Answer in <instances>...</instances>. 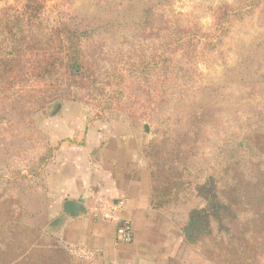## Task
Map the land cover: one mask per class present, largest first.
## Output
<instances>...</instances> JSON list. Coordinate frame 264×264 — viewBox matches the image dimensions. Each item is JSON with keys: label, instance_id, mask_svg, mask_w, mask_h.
I'll use <instances>...</instances> for the list:
<instances>
[{"label": "rangeland", "instance_id": "1", "mask_svg": "<svg viewBox=\"0 0 264 264\" xmlns=\"http://www.w3.org/2000/svg\"><path fill=\"white\" fill-rule=\"evenodd\" d=\"M27 2L0 0V13L7 9L11 14L23 13ZM40 2L43 3L40 13L43 26L51 30H59L61 24L69 27L78 36L83 54L95 57L105 67L124 69L126 64L150 55L156 46L162 53L169 26L188 29L187 47L193 52L187 53V59L182 51L172 56L173 74L166 83L158 72L155 76L134 77L126 72L124 100L115 110L103 114H97L99 110L87 101L85 90L73 82H66L58 97L36 113L29 114L27 108L25 111L19 108L1 111L0 173L8 177L17 170L27 173L45 149L57 151L63 142L71 143V139L58 144L55 141V134L65 135L66 124H69L78 132L74 136L69 131L77 139L73 143L91 144L87 137L93 131L101 137L98 148L117 149L118 143H128L140 150L143 159L145 147L155 141L157 150L166 158L169 149H182L187 144L197 152L188 161L196 169L189 180L200 186L214 168L215 151L221 147L233 149L236 140L263 110L264 4L252 17L233 26L225 25L229 29L223 33L215 25L214 11L224 5H234L236 0ZM229 21L234 23L232 18ZM175 31H171L173 39ZM66 120L70 122L65 124ZM48 166L43 178L36 176L31 182L16 187L17 191L11 196L12 208L9 207L13 211L12 222L1 205L5 202L0 199V238L3 241H0V264L20 262L21 256L14 260L26 246L35 247L26 264H108L100 253L73 250L62 240L57 226L52 225ZM204 204L201 198H193L188 203L159 210L164 213L159 218L162 227L181 230L191 210ZM10 224H13L10 233L14 235L11 246L5 244ZM1 232H5V237ZM115 248L123 247L115 243ZM166 262L174 264L176 260ZM184 263L214 264L204 258L199 249L188 246Z\"/></svg>", "mask_w": 264, "mask_h": 264}, {"label": "trees", "instance_id": "2", "mask_svg": "<svg viewBox=\"0 0 264 264\" xmlns=\"http://www.w3.org/2000/svg\"><path fill=\"white\" fill-rule=\"evenodd\" d=\"M262 4L264 0H236L234 5L221 6L214 11L215 25L226 33L229 28L225 25L252 17ZM42 8L40 0H28L23 13L11 14L10 9L0 13V112L27 108L29 114L36 113L58 97L66 82H73L85 90L87 101L99 110L97 114H103L124 100L126 72L129 77L158 72L166 83L173 74L172 56L182 51L187 59V53L193 52L187 47L188 29L169 26L165 42L169 44H164L162 53L156 46L150 55L124 69L105 67L95 57L83 54L78 36L69 27L61 24L59 30H51L43 26ZM173 148L166 158L157 150L156 141L145 147L152 209L159 211L201 198L204 206L191 210L181 229L187 245L199 249L214 264H264V107L233 149L215 151L214 168L200 186L189 180L196 169L188 161L197 154L196 149L187 144ZM55 153L56 149H45L27 173L17 170L9 177L0 173V199L5 202L1 205L9 222L14 218L9 207L16 187L36 176L43 178ZM12 227L10 224L5 239L9 246L14 242ZM1 233L5 237V232ZM34 248L24 247L14 261L23 257L17 264H26Z\"/></svg>", "mask_w": 264, "mask_h": 264}, {"label": "crops", "instance_id": "3", "mask_svg": "<svg viewBox=\"0 0 264 264\" xmlns=\"http://www.w3.org/2000/svg\"><path fill=\"white\" fill-rule=\"evenodd\" d=\"M68 125L65 135L55 134V141L72 142L59 145L47 169L49 210L62 240L100 253L108 264H169L167 260L185 264L184 254L187 246L191 247L179 228L162 227L164 213L152 209L150 175L140 150L128 143H118L117 149L98 148L101 137L93 131L87 137L91 144L73 143L77 139L69 131L76 136L77 130ZM99 198L125 202V216L131 220L134 233L130 245L115 248L116 225L93 212ZM67 200L83 203L86 212L76 218L66 215L63 204Z\"/></svg>", "mask_w": 264, "mask_h": 264}, {"label": "built area", "instance_id": "4", "mask_svg": "<svg viewBox=\"0 0 264 264\" xmlns=\"http://www.w3.org/2000/svg\"><path fill=\"white\" fill-rule=\"evenodd\" d=\"M94 212L105 221L116 225V243L119 245H130L134 240L131 220L125 216L126 204L123 200L113 201L107 198H99ZM73 247V250L91 252L82 247ZM82 249V250H81ZM85 252V253H86ZM95 255V254H94Z\"/></svg>", "mask_w": 264, "mask_h": 264}, {"label": "water", "instance_id": "5", "mask_svg": "<svg viewBox=\"0 0 264 264\" xmlns=\"http://www.w3.org/2000/svg\"><path fill=\"white\" fill-rule=\"evenodd\" d=\"M145 131L148 132L149 128L148 126H145ZM63 211L66 215H69L72 218L78 217L81 213L86 212V208L83 203L67 200L63 204ZM57 221L52 222V225L56 226Z\"/></svg>", "mask_w": 264, "mask_h": 264}]
</instances>
